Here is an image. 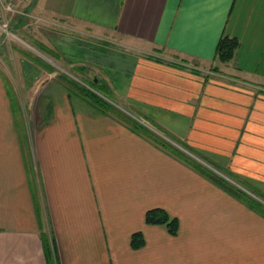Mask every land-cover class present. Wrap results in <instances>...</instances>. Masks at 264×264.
Instances as JSON below:
<instances>
[{
    "label": "crops",
    "instance_id": "crops-1",
    "mask_svg": "<svg viewBox=\"0 0 264 264\" xmlns=\"http://www.w3.org/2000/svg\"><path fill=\"white\" fill-rule=\"evenodd\" d=\"M20 8L60 30L82 26L85 35L40 42L106 82L118 106L264 196V0H24ZM223 35L239 41L228 62L216 57ZM46 68L32 77L38 85L27 83L24 136L10 100L16 76L0 70V264H264V215L73 98ZM155 207L178 218L177 234L146 222ZM135 232L145 238L139 248Z\"/></svg>",
    "mask_w": 264,
    "mask_h": 264
},
{
    "label": "rangeland",
    "instance_id": "rangeland-1",
    "mask_svg": "<svg viewBox=\"0 0 264 264\" xmlns=\"http://www.w3.org/2000/svg\"><path fill=\"white\" fill-rule=\"evenodd\" d=\"M17 9L19 10V12L9 14V18L11 21L10 30L13 34L8 35L2 28H0V70H9L10 72L14 71V77L16 76V78L13 79L9 74V81L12 87H10V100L13 106L15 117L19 122L20 129L22 131L21 134L22 136H24V124L28 120L27 106L30 97V95H28L30 89L27 88V83H31L33 84V86H36L39 83V79H32V77L37 75L42 77L45 74V71L47 69L46 67H49L50 70L57 72V78L64 84H67L69 80H72L80 85L89 86L88 84H90L91 81L95 79V76L92 71L88 72L87 74L78 72L75 69V66H73L71 62L67 61V58H57L55 55L49 52V50H46L40 45V40L47 42L49 45H53L52 40L50 41L49 39V35H54L56 37H59L60 39L64 34L71 36H75L76 33L85 35L82 26H79L77 24L61 25L60 30L59 28H54L55 26H58H54V22H44L38 20L39 18L32 14H30L31 16L24 14V11L20 8V4L17 5ZM36 20L38 22H35ZM53 51L57 52L59 55L62 54L57 47H55V49L53 48ZM67 54L69 55V57H81L78 56V54L71 55L68 52ZM23 59L25 60L24 64L22 62ZM23 65L25 73H22L24 72ZM50 89L54 90L55 86L51 85ZM66 89L68 91V88ZM79 95H82L80 91L73 92L71 94L73 98H77L79 97ZM47 98H49V94H46V91L44 93H40L36 98V103L42 104L43 102H45V100H47ZM112 98L113 103H116L118 105L117 98H115L114 96ZM119 107L122 108V106ZM136 117L141 120L140 117ZM151 128L166 135L164 132L158 130L155 126H151ZM180 147L182 149H185L182 146ZM186 151L189 152L188 150Z\"/></svg>",
    "mask_w": 264,
    "mask_h": 264
},
{
    "label": "trees",
    "instance_id": "trees-1",
    "mask_svg": "<svg viewBox=\"0 0 264 264\" xmlns=\"http://www.w3.org/2000/svg\"><path fill=\"white\" fill-rule=\"evenodd\" d=\"M40 45L46 50H49V52H51L53 55L57 54L53 50L47 48L44 44L41 43ZM238 45L239 41L237 38L229 35H223L217 46L216 57L223 62H228L232 60L235 56ZM75 69L78 72L83 71L82 67H75ZM66 85L68 86L67 88L69 95H71L73 92L80 91L82 95L79 96L86 100L90 105L100 110L101 112H106L115 116L116 118L120 119L122 122L130 126V128H132L135 132L147 137L148 139L156 143L158 146H160L162 149L188 163L189 165L202 172L206 176L219 181L224 186L234 191V193L238 197H240V199L246 202L249 206L264 215V196L261 193L251 188V194L243 188L237 186L225 176L221 175L220 173L214 170L217 169L221 171V168L218 165L206 159V157H204L201 153L192 150L190 146H188L175 136L167 133L157 123L151 121V123L158 130L164 132L168 138L164 137L160 132L150 128L147 124L142 122L133 114L129 113L123 108H120L116 103H113V96L106 82L93 79L91 83L88 84L89 86H83L78 84L77 82L69 80ZM99 93H101L102 95ZM180 146H182L189 152H187L185 149H182ZM190 152L194 153L200 158L193 156L192 154H190ZM146 222L149 224L165 225L167 226L169 232L174 235L177 234L179 230L178 218L170 216V214L164 208L160 207L151 208L147 211ZM144 243L145 238L142 232H135L132 235L131 244L134 248H139L143 246Z\"/></svg>",
    "mask_w": 264,
    "mask_h": 264
},
{
    "label": "built area",
    "instance_id": "built-area-1",
    "mask_svg": "<svg viewBox=\"0 0 264 264\" xmlns=\"http://www.w3.org/2000/svg\"><path fill=\"white\" fill-rule=\"evenodd\" d=\"M23 1L24 0H0V28H2L8 35L13 34L10 30L11 21L9 14L19 12L17 5Z\"/></svg>",
    "mask_w": 264,
    "mask_h": 264
}]
</instances>
